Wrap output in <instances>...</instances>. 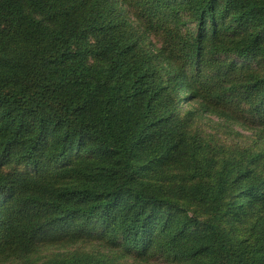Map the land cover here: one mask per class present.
Wrapping results in <instances>:
<instances>
[{"label": "trees", "instance_id": "1", "mask_svg": "<svg viewBox=\"0 0 264 264\" xmlns=\"http://www.w3.org/2000/svg\"><path fill=\"white\" fill-rule=\"evenodd\" d=\"M199 114L264 138V0H0V264H264L263 154Z\"/></svg>", "mask_w": 264, "mask_h": 264}, {"label": "rangeland", "instance_id": "2", "mask_svg": "<svg viewBox=\"0 0 264 264\" xmlns=\"http://www.w3.org/2000/svg\"><path fill=\"white\" fill-rule=\"evenodd\" d=\"M94 41V38H92ZM91 62H97L96 58H90ZM192 108V105L185 103L183 112ZM193 132H196L202 139L209 141L213 146L225 150L248 149L255 153H262L264 160V138H262L256 131L247 129L242 125L226 121L222 117L215 114H199L195 115V120L192 124ZM98 250L97 246L93 244H79L73 246L58 247L53 246L43 249L31 257L35 262H42L51 257L62 255L73 250ZM122 264H166L162 257H153L150 261L145 262L134 258L122 259ZM6 264H19V262H7Z\"/></svg>", "mask_w": 264, "mask_h": 264}]
</instances>
